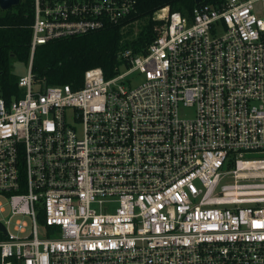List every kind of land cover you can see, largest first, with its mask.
<instances>
[{
  "label": "built area",
  "instance_id": "2783aa9c",
  "mask_svg": "<svg viewBox=\"0 0 264 264\" xmlns=\"http://www.w3.org/2000/svg\"><path fill=\"white\" fill-rule=\"evenodd\" d=\"M134 6L33 0L22 95L0 97V264H264V0L162 8L114 76L33 83L36 47Z\"/></svg>",
  "mask_w": 264,
  "mask_h": 264
},
{
  "label": "trees",
  "instance_id": "16d2710c",
  "mask_svg": "<svg viewBox=\"0 0 264 264\" xmlns=\"http://www.w3.org/2000/svg\"><path fill=\"white\" fill-rule=\"evenodd\" d=\"M221 1L202 0L195 5L194 0H135L132 13L119 25L36 47L31 59L33 83L39 87L70 85L78 89L84 73L92 68H100L105 78H110L121 64V51L144 52L156 38V29L161 25L153 19L157 11L168 7L171 12L191 15L195 7ZM139 22L134 36L133 25ZM32 23L33 0H20L17 6L0 10V97L6 101L22 95L12 62L28 67Z\"/></svg>",
  "mask_w": 264,
  "mask_h": 264
},
{
  "label": "rangeland",
  "instance_id": "374dc122",
  "mask_svg": "<svg viewBox=\"0 0 264 264\" xmlns=\"http://www.w3.org/2000/svg\"><path fill=\"white\" fill-rule=\"evenodd\" d=\"M139 26H140V22L133 25L132 29L134 32V36L138 32ZM26 69H27V67L24 64H22L20 62H16V61L12 62V71H13L14 75H16V76L25 75ZM121 71H123V68L120 67L119 72H121ZM180 115L183 118L190 119L193 116V109H183V110H181ZM249 158H252V159L264 158V155H251Z\"/></svg>",
  "mask_w": 264,
  "mask_h": 264
},
{
  "label": "water",
  "instance_id": "95a60500",
  "mask_svg": "<svg viewBox=\"0 0 264 264\" xmlns=\"http://www.w3.org/2000/svg\"><path fill=\"white\" fill-rule=\"evenodd\" d=\"M20 0H0V10L6 11L11 7L17 6ZM202 0H194L195 5H198Z\"/></svg>",
  "mask_w": 264,
  "mask_h": 264
}]
</instances>
